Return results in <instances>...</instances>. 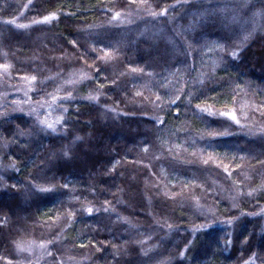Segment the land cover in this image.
Here are the masks:
<instances>
[{"label": "trees", "instance_id": "1", "mask_svg": "<svg viewBox=\"0 0 264 264\" xmlns=\"http://www.w3.org/2000/svg\"><path fill=\"white\" fill-rule=\"evenodd\" d=\"M262 5L0 0V264H264Z\"/></svg>", "mask_w": 264, "mask_h": 264}, {"label": "rangeland", "instance_id": "2", "mask_svg": "<svg viewBox=\"0 0 264 264\" xmlns=\"http://www.w3.org/2000/svg\"><path fill=\"white\" fill-rule=\"evenodd\" d=\"M0 87H2L4 90H1L0 88V111H4V112H9L7 109H3L2 106L4 105L2 99L5 97H9L11 95H16V98L17 99H12L14 103H16V106H13V108L15 109V111H18V110H23L25 111L28 107V105H26L27 103V99H28V92L26 88H19V89H12V91H15V93H11V91H8L10 90V88H7L1 81H0ZM7 89V91H6ZM11 94V95H10ZM17 100H20L21 103H18ZM28 109H31L32 111H36L37 109H32V108H28ZM3 114H0V116H2ZM48 124H54L53 121H49ZM47 126V125H46Z\"/></svg>", "mask_w": 264, "mask_h": 264}, {"label": "snow or ice", "instance_id": "3", "mask_svg": "<svg viewBox=\"0 0 264 264\" xmlns=\"http://www.w3.org/2000/svg\"><path fill=\"white\" fill-rule=\"evenodd\" d=\"M262 7H264V5H262ZM232 55H233V58L235 59V58L239 55V53H237V52H233ZM33 79H34V78H33ZM93 99H94V97H93ZM233 119H235V117H233ZM41 123H46V122H45V121H41ZM47 128L52 129L53 131H55V128L53 127L52 124H47ZM77 139H79V138L77 137ZM65 154H67V153H65ZM42 190H43V189H42ZM87 211H88L89 213H91V212H92V209L89 208V209H87ZM181 255H183V253H181ZM245 264H251V262L248 261V260H246V261H245Z\"/></svg>", "mask_w": 264, "mask_h": 264}]
</instances>
